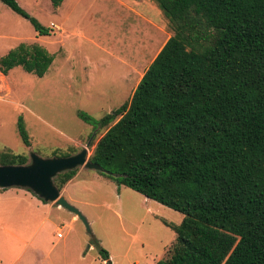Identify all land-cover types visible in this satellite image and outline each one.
Returning a JSON list of instances; mask_svg holds the SVG:
<instances>
[{
    "label": "trees",
    "instance_id": "trees-1",
    "mask_svg": "<svg viewBox=\"0 0 264 264\" xmlns=\"http://www.w3.org/2000/svg\"><path fill=\"white\" fill-rule=\"evenodd\" d=\"M61 1L49 0L52 8ZM150 1L172 35L128 101L97 120L76 113L93 131L105 128L87 159L102 177L182 216L177 225L161 220L174 240L154 264H264V0ZM0 3L47 35L15 0ZM52 59L20 43L0 57V74L42 77ZM25 163L0 151V165ZM75 172L52 178L58 191Z\"/></svg>",
    "mask_w": 264,
    "mask_h": 264
},
{
    "label": "rangeland",
    "instance_id": "rangeland-1",
    "mask_svg": "<svg viewBox=\"0 0 264 264\" xmlns=\"http://www.w3.org/2000/svg\"><path fill=\"white\" fill-rule=\"evenodd\" d=\"M88 1L71 15L70 30L77 24L81 28L78 31L94 43L69 37L68 41L78 44L71 47L67 43L61 50L59 6L52 8L49 0H15L28 16L47 28L46 36H38L27 20L0 3V57L20 43L36 44L53 57L42 77L20 68L0 74V151L24 156L25 164L29 163L30 153L43 159L73 155L93 134L86 148L88 158L105 128L93 131L76 113L97 120L128 101L132 82L129 85L120 79L126 70L124 64L140 61L137 80L162 40L152 27L131 15L118 20L102 11L91 14L99 24L79 21L77 12L86 8ZM18 120L28 136V147L18 137ZM75 170L78 173L63 196L85 218L90 234L79 220L72 223L66 211L56 218L52 214L50 224L38 234L51 248L46 254L29 249L22 260L32 255L33 264H105L93 240L107 253L109 264H153L166 257L174 234L161 220L176 225L182 218L179 213L117 186L94 170L83 166ZM57 234L62 237L57 238ZM8 240L0 238V253L6 258L8 250L14 254L22 247L20 241ZM88 244L91 249H87ZM84 252L87 255L81 261Z\"/></svg>",
    "mask_w": 264,
    "mask_h": 264
},
{
    "label": "crops",
    "instance_id": "crops-1",
    "mask_svg": "<svg viewBox=\"0 0 264 264\" xmlns=\"http://www.w3.org/2000/svg\"><path fill=\"white\" fill-rule=\"evenodd\" d=\"M85 0H62L59 4V49L64 48L65 44L69 43L71 47L77 45L78 43L73 40L68 41L69 37L84 41L86 43L93 44L94 42L91 39H88L82 35L81 31H78L81 28H77V24H74L75 27H70V17L77 10L79 6ZM90 2V3H89ZM102 5V7L98 6ZM96 6V7H94ZM93 8V9H92ZM106 13L110 17L117 18L120 20L125 15H131L134 19L140 20L143 23H146L153 30L156 31L158 37H162L154 56L163 46L165 41L172 35L171 30L168 27L167 20L163 17L161 12L156 8V6L150 0H90L88 1V6L82 7L77 13H80L79 21L85 20L89 23H98V19H94L91 16L96 13L102 12ZM92 14V15H91ZM75 23L76 20H75ZM99 24V23H98ZM135 27V25H133ZM132 27V28H133ZM66 40V41H65ZM73 44H72V43ZM100 45L99 43H96ZM97 45V46H98ZM71 50V49H70ZM77 50V49H76ZM63 52V50H62ZM153 56V58H154ZM152 58V59H153ZM152 61V60H151ZM150 61V62H151ZM137 60L134 59L132 63H125V72L120 76V79L126 84L132 82L130 94L131 96L133 89L135 88L137 82L139 81L142 74L136 79L138 74V68L142 66ZM82 170V169H80ZM78 170V171H80ZM86 170V168H85ZM97 172V171H96ZM78 172L61 188L60 195L63 196L65 189L69 186ZM67 202V201H66ZM68 203V202H67ZM73 203V201H72ZM71 205V203H68ZM74 207V206H73ZM78 210V209H77ZM62 211H66L60 207L55 206L52 203H45L33 196L31 193L24 189L20 188H5L0 189V238H8V241H20L22 247L20 251L13 254V251H10L6 257H3L0 253V264H33L32 255L27 256L22 260L23 254L27 251L36 253L41 252L46 254L51 247L47 245L46 240L42 235H38L41 230L48 225L51 220L49 219L53 214V218L59 214L62 215ZM79 211V210H78ZM67 212V211H66ZM69 213V212H67ZM71 215L70 221L72 223L76 222L78 219L73 214ZM19 219L18 222L16 220ZM50 224V223H49ZM175 225V224H174ZM177 225V224H176ZM33 229L29 232V230ZM28 227V228H27ZM172 232V231H171ZM173 233V232H172ZM174 234V233H173ZM10 235V236H7ZM23 236V238L21 236ZM57 237V236H56ZM62 237V236H61ZM57 237V238H61ZM61 241V239H60ZM59 241V244H60ZM65 244V242H63ZM90 244L87 245V249H91ZM87 253H82V256L79 257V260L85 261ZM154 264V263H153Z\"/></svg>",
    "mask_w": 264,
    "mask_h": 264
},
{
    "label": "water",
    "instance_id": "water-1",
    "mask_svg": "<svg viewBox=\"0 0 264 264\" xmlns=\"http://www.w3.org/2000/svg\"><path fill=\"white\" fill-rule=\"evenodd\" d=\"M92 135L79 152L67 157L39 158L30 153L29 163L24 165H0V189L20 188L29 191L33 196L45 203H52L76 216L86 232L90 230L85 218L72 205L68 204L53 185L52 178L57 174L73 170L78 166L100 171V168L88 161L86 148Z\"/></svg>",
    "mask_w": 264,
    "mask_h": 264
},
{
    "label": "built area",
    "instance_id": "built-area-1",
    "mask_svg": "<svg viewBox=\"0 0 264 264\" xmlns=\"http://www.w3.org/2000/svg\"><path fill=\"white\" fill-rule=\"evenodd\" d=\"M56 236H57V237H59V235H58V234H57Z\"/></svg>",
    "mask_w": 264,
    "mask_h": 264
},
{
    "label": "flooded vegetation",
    "instance_id": "flooded-vegetation-1",
    "mask_svg": "<svg viewBox=\"0 0 264 264\" xmlns=\"http://www.w3.org/2000/svg\"><path fill=\"white\" fill-rule=\"evenodd\" d=\"M91 135H93V134H91Z\"/></svg>",
    "mask_w": 264,
    "mask_h": 264
}]
</instances>
